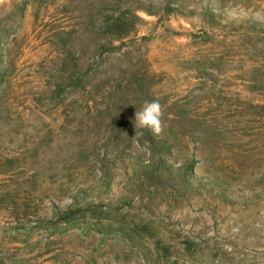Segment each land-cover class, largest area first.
<instances>
[{"label":"rangeland","instance_id":"rangeland-1","mask_svg":"<svg viewBox=\"0 0 264 264\" xmlns=\"http://www.w3.org/2000/svg\"><path fill=\"white\" fill-rule=\"evenodd\" d=\"M0 264H264V0H0Z\"/></svg>","mask_w":264,"mask_h":264},{"label":"clouds","instance_id":"clouds-1","mask_svg":"<svg viewBox=\"0 0 264 264\" xmlns=\"http://www.w3.org/2000/svg\"><path fill=\"white\" fill-rule=\"evenodd\" d=\"M162 116L163 108L158 100L145 101L135 112V127L150 130L154 137H159L164 130Z\"/></svg>","mask_w":264,"mask_h":264}]
</instances>
